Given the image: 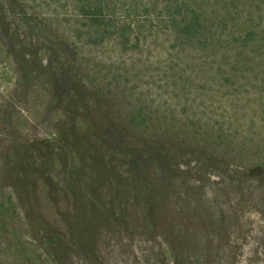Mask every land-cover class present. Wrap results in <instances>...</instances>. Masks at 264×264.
Wrapping results in <instances>:
<instances>
[{"label": "rangeland", "instance_id": "obj_1", "mask_svg": "<svg viewBox=\"0 0 264 264\" xmlns=\"http://www.w3.org/2000/svg\"><path fill=\"white\" fill-rule=\"evenodd\" d=\"M67 1L0 0V264H264V92L167 69L163 32L128 53L75 42ZM178 77L206 85L186 114ZM142 106L176 117L162 141L186 145L191 115L226 146L145 159L151 131L129 124ZM155 190L165 209L145 214Z\"/></svg>", "mask_w": 264, "mask_h": 264}, {"label": "trees", "instance_id": "obj_2", "mask_svg": "<svg viewBox=\"0 0 264 264\" xmlns=\"http://www.w3.org/2000/svg\"><path fill=\"white\" fill-rule=\"evenodd\" d=\"M68 3L69 0L67 5L71 6L73 12L65 15L66 20L71 24H79L72 30L75 42L94 47H103L111 42L128 53L139 50L153 36L157 37V32H163L169 43L168 56H174L177 61L167 69L180 76L185 74L186 67L198 68L202 74L210 70L220 81V86L228 87L232 92L247 87L253 90L255 86L264 92V0H70ZM132 24L147 25L134 31ZM177 79L172 81L171 87L180 85V88H172L175 90L172 95L182 106L180 113L186 114V106L193 103L190 106L193 108L198 99H191V95L206 85L199 84L195 78L188 77V83L186 78ZM191 85H195V89H191ZM199 101L206 106L205 101ZM188 117L186 125L180 126V132L183 133L181 142L187 140L185 145L168 140L167 135L162 141L161 133L170 128L168 123L176 117H171L164 124L158 123L153 111L143 106L132 111L129 124L151 131L149 151L145 152L144 158L163 155L159 150L166 144V157L170 145L175 144V147L186 152L191 150L199 154L205 151L199 147L203 143L208 147V151H205L207 157L212 154L213 148L226 146L225 135L220 127L208 125L205 129L207 135L201 138L194 128L197 121L190 120L191 115ZM192 139L195 141L191 142ZM169 166L173 168L170 162ZM154 193L159 198L148 207L147 200H144L142 207L145 214L148 213L147 208H158L161 213L165 209L160 198L163 193L160 190Z\"/></svg>", "mask_w": 264, "mask_h": 264}]
</instances>
